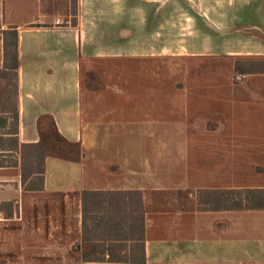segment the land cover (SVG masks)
<instances>
[{"label":"rangeland","instance_id":"obj_1","mask_svg":"<svg viewBox=\"0 0 264 264\" xmlns=\"http://www.w3.org/2000/svg\"><path fill=\"white\" fill-rule=\"evenodd\" d=\"M193 2L0 0V264H88L84 239L110 235L95 227L119 212L107 201L84 230L82 189L140 190L151 235L264 234V211L202 203L204 190L264 189V0H233L211 16ZM11 4L31 15L38 5L35 25H80L85 51L87 142H46L52 163L18 192L9 181L39 158L2 136L16 131L10 24L32 17ZM42 127L50 137L52 122Z\"/></svg>","mask_w":264,"mask_h":264},{"label":"crops","instance_id":"obj_2","mask_svg":"<svg viewBox=\"0 0 264 264\" xmlns=\"http://www.w3.org/2000/svg\"><path fill=\"white\" fill-rule=\"evenodd\" d=\"M193 1L194 14L211 16L221 13L233 0ZM218 1L223 3L219 4ZM239 6L241 7L240 4ZM9 9L11 14L17 17H32L10 24L9 30H16L18 33L19 120L17 134L2 136L17 137L20 152L24 145H39L42 142L38 121L44 115H51L62 137L72 144L84 146L87 139L84 129L85 93L81 73V61L85 56L83 29L80 25L77 27L35 25L33 22L35 16L40 14L38 5L34 15L16 9L13 4ZM50 159L47 158L46 162L52 163ZM19 177L20 180L9 181L15 183L13 189L15 192H18V189L22 191L24 185L22 172ZM14 191L10 190L8 193L13 194ZM84 191L106 190L82 189L80 195ZM81 205L83 215L82 198ZM145 227L144 264H264V234L227 235L223 232L222 235H218L208 231L207 234L200 235L196 229L192 235H151L146 214Z\"/></svg>","mask_w":264,"mask_h":264},{"label":"trees","instance_id":"obj_3","mask_svg":"<svg viewBox=\"0 0 264 264\" xmlns=\"http://www.w3.org/2000/svg\"><path fill=\"white\" fill-rule=\"evenodd\" d=\"M16 37V56L15 62L12 69L15 71L18 78V70L20 67L19 57H18V33L16 30H12ZM9 69V68H7ZM91 77L95 78L94 73L89 74ZM18 90V83H17ZM16 131L14 134L18 133V120L19 112L18 108L14 114ZM43 119H49L53 124L52 135L44 136L42 122ZM38 129L41 134V144L39 145H24L23 149H29L35 151L38 155L39 167H31L28 171L26 167L23 166L22 169V181L24 184L28 180L34 177H42L44 174V163L49 156L46 151V142L53 143H65L70 146L80 147L79 144L69 143L64 137L59 133L55 120L51 115H44L38 121ZM13 138V137H12ZM16 143L17 148L19 146V141L17 137L12 140ZM65 160H70L78 162V159H68L62 157ZM2 165H0L1 167ZM202 193L208 195L209 199L202 202L208 206V211H237V210H264V189L252 190L249 189L245 193L239 190H204ZM120 199L119 203L114 204L116 198ZM109 201L110 207H115L117 210L114 212H119V217H110L109 220H104L105 218L98 221L96 229H108V233H104L106 236L103 239H89L85 238L86 242H90L93 246V250L90 253H85L83 255L84 262H109V263H124V264H144L146 261L145 254V212L143 209V197L142 193L139 191H127V192H116V191H84L82 193V204H83V229L86 230L88 227V219L91 214L95 212H103L105 210V203ZM120 206V209H118ZM109 209V208H108ZM104 213V212H103ZM96 220V218H94ZM95 229V231H96Z\"/></svg>","mask_w":264,"mask_h":264}]
</instances>
